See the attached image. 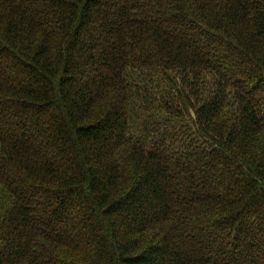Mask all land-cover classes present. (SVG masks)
<instances>
[{
    "label": "trees",
    "instance_id": "trees-1",
    "mask_svg": "<svg viewBox=\"0 0 264 264\" xmlns=\"http://www.w3.org/2000/svg\"><path fill=\"white\" fill-rule=\"evenodd\" d=\"M0 264H264V0H0Z\"/></svg>",
    "mask_w": 264,
    "mask_h": 264
}]
</instances>
